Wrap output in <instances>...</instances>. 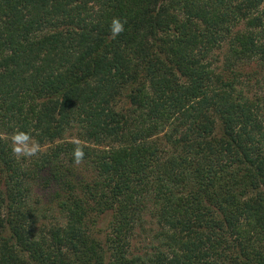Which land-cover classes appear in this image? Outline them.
<instances>
[{"label": "trees", "instance_id": "obj_1", "mask_svg": "<svg viewBox=\"0 0 264 264\" xmlns=\"http://www.w3.org/2000/svg\"><path fill=\"white\" fill-rule=\"evenodd\" d=\"M0 264H264V0H0Z\"/></svg>", "mask_w": 264, "mask_h": 264}, {"label": "clouds", "instance_id": "obj_2", "mask_svg": "<svg viewBox=\"0 0 264 264\" xmlns=\"http://www.w3.org/2000/svg\"><path fill=\"white\" fill-rule=\"evenodd\" d=\"M110 31L112 38L115 39L124 31V24L118 19L113 20ZM12 139L14 145L13 151L18 156H32L38 151V145L34 142L30 143L31 137L26 133L17 132ZM21 144H23L24 147H21ZM83 156L84 153L82 149H75L74 157L77 162H79Z\"/></svg>", "mask_w": 264, "mask_h": 264}, {"label": "rangeland", "instance_id": "obj_3", "mask_svg": "<svg viewBox=\"0 0 264 264\" xmlns=\"http://www.w3.org/2000/svg\"><path fill=\"white\" fill-rule=\"evenodd\" d=\"M53 186L54 184H51L50 186H46L45 184L42 183V181H38V183L34 186L33 188V194L34 197H36L37 199H39V201L41 202L40 205H48V201L50 200V194L53 190ZM109 217L104 219V220H100L99 222V228L102 230H105L106 226H107V221H108ZM148 238V237H147ZM136 246L140 247L142 245H144L146 239H144V236L141 235L139 238L137 237L136 239Z\"/></svg>", "mask_w": 264, "mask_h": 264}]
</instances>
